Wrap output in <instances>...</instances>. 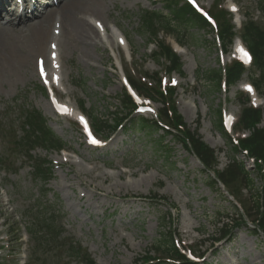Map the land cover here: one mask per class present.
Listing matches in <instances>:
<instances>
[{
	"label": "rangeland",
	"instance_id": "obj_1",
	"mask_svg": "<svg viewBox=\"0 0 264 264\" xmlns=\"http://www.w3.org/2000/svg\"><path fill=\"white\" fill-rule=\"evenodd\" d=\"M197 1L205 9L213 8L218 1L222 7L228 2ZM233 1L240 9L241 21L248 14L264 27V15L254 0ZM98 5L101 12L90 17L99 19L106 33L113 36L110 39L101 34L102 47L100 44L91 48L88 57L79 50L71 54L62 51L61 100L69 101L76 109L83 102V112L89 118L115 120L122 93L121 71L125 70L128 76L157 74L167 85L175 80L178 113L187 128L197 129L202 140L214 149L218 169H223L230 150L214 128V116L222 107L236 119L241 108L237 103V86L221 92L205 79L220 64L213 37L194 29L175 28L184 45L179 54L181 71L179 76L166 75L164 62L157 64L149 55L154 46L140 30L139 20L143 11L167 16L164 0H98ZM4 18L3 22L9 16ZM95 19L89 23L93 25ZM119 33L128 41L124 50L116 46L115 35ZM164 37L159 34V39ZM167 41L173 48L177 46L172 38ZM250 72L257 74L253 68ZM250 72L244 73L241 82H248ZM259 98L264 109V93ZM160 106L153 104L156 111ZM33 110L47 120L49 128L65 145L67 155L46 151L44 147L31 151L16 144L23 135L19 117ZM238 159L245 163L255 184L251 193L243 191L242 198L239 197L250 206L252 197L261 187L264 189V179L257 176L253 165L245 162L243 156L238 155ZM47 168L50 174L45 183L38 175ZM201 170L178 141L159 131H118L106 149L86 147L75 125L54 116L41 91L32 58V71L16 72L13 77L3 78L0 84V247L8 239L7 228L11 223L19 229L21 241L12 249L0 251V257L5 259L4 264H85L87 256L62 261L41 247L34 249L32 259H27L33 250V236L29 234L28 242L26 229L30 232L34 229L31 225L46 223L50 214L60 235L57 242L79 244L94 264H135L136 259L165 241L169 229L174 230L183 245L193 243L194 252L199 254L209 247L211 239L220 235L223 221L239 219L237 214L243 212L222 187L212 188ZM172 205L176 208L170 209ZM39 228L44 231L42 237H47L44 227ZM235 233L231 244L219 246L217 254L207 257L205 264H264V235L251 226ZM9 249L11 258L5 257Z\"/></svg>",
	"mask_w": 264,
	"mask_h": 264
},
{
	"label": "trees",
	"instance_id": "obj_2",
	"mask_svg": "<svg viewBox=\"0 0 264 264\" xmlns=\"http://www.w3.org/2000/svg\"><path fill=\"white\" fill-rule=\"evenodd\" d=\"M257 1V8L264 15V0H255ZM168 4V14L172 19H161L158 15L152 13L147 17L146 15L142 16V30L145 33L152 34L154 33L155 22H159L162 26L164 21L163 28L171 30L176 34L175 28L179 29H195L197 31L210 32L207 29L206 24L199 18L190 8L187 6L178 7L176 1H167ZM218 17V16H217ZM220 26H221V35L230 36V26H226V21L224 15L219 16ZM172 26V28H170ZM177 26V27H176ZM241 38L245 44L250 49L253 55V69L257 72L250 75V79L254 82L258 90L264 93V29L260 27L257 23L252 21L250 18L247 19L246 23L243 24ZM157 51L153 54L152 58L156 63H159L161 59H165L169 63L168 71H177L180 72L181 63L179 58L172 53L170 48L165 46L163 43H157ZM244 70L238 64H233L227 68L226 71V81L228 85L235 84L240 77L242 76ZM207 77V82L212 84L215 88L218 89L219 82L221 79V73L219 70L212 71ZM143 93L149 96L152 90L139 86ZM155 94L162 97L157 91H154ZM121 105L124 108H127L131 105V101L128 96L123 93L120 98ZM242 102V101H241ZM244 102V101H243ZM174 109V108H173ZM129 116V115H128ZM24 126L23 136L16 141L18 146H26L29 150L34 149V147L42 146L44 148L53 147L55 145V139L47 129L44 120L40 117L37 112L33 113H24ZM162 117L171 120L174 124V128L178 131V136H174L183 148L192 152L200 161L205 171H212L217 165V160L215 153L207 145H205L200 137L195 132H190L185 128V124L182 122L180 116H177L174 111V117L169 119L166 116L165 110L162 111ZM261 120V111L254 110L251 108H245L242 110L241 116V127L245 130H251V134L245 140L240 141V149L246 150L249 156L253 157L256 160H259L264 163V128L257 129L255 126ZM95 126L99 132L104 131L106 128L105 124L95 120ZM178 126L182 127L180 129ZM130 128L135 130L150 133L152 131L159 130V127L153 122H148L142 118H136L131 120ZM214 128L222 133V127L220 122V114L217 111L215 116ZM164 134H168L165 132ZM224 136V135H223ZM229 144V142H228ZM230 145V144H229ZM231 154L229 156L230 162L227 167L221 172H215V178L219 181L225 188L232 191L235 195L239 194L241 190H251L253 189V182L250 178L249 172L244 168V165L236 160V155L238 154V148L230 147ZM256 168L260 170V166L256 163ZM44 176V175H43ZM207 179L210 181L212 187L216 186V182L211 180L209 177ZM171 207H174L173 205ZM255 214L254 224L255 227L264 232V197H256L254 200V208L252 209ZM54 219L50 218L46 220V223L42 222L41 224L35 223V226H32L34 229L31 230L33 234V250L31 251V256L34 254V249L36 247H41L44 251L55 257H61L62 259H80L84 257L83 250L75 244L69 243L64 244L57 242V234L54 226ZM233 224V223H231ZM42 225L44 230L48 234L47 237H42L43 232L39 226ZM237 227V226H236ZM235 228V227H234ZM229 223L223 224V229L219 237L226 238L232 235L233 229ZM172 234H168L164 242L158 243L155 246V249L160 251L162 249L163 253L171 259L178 262V264H192L188 260L184 259L182 255L178 253L174 244L172 242ZM146 260L148 258H145ZM86 264H92V261L86 259ZM158 264V263H157ZM164 264V263H159Z\"/></svg>",
	"mask_w": 264,
	"mask_h": 264
},
{
	"label": "bare ground",
	"instance_id": "obj_3",
	"mask_svg": "<svg viewBox=\"0 0 264 264\" xmlns=\"http://www.w3.org/2000/svg\"><path fill=\"white\" fill-rule=\"evenodd\" d=\"M46 11L36 13L30 19L28 16L18 17L12 11L4 24L0 22V84H3V78L13 77L16 72L32 71L34 55L44 60L46 70L50 71L51 61L45 44L50 40L53 23L54 27L55 23L58 26V35L53 41L57 44L59 57L63 50L69 54L79 50L82 56L88 57L91 48L102 44L99 31L89 23L90 19H95L90 16L101 12L98 0H61L52 10ZM2 13L1 10L0 20ZM112 36L108 32L110 39Z\"/></svg>",
	"mask_w": 264,
	"mask_h": 264
},
{
	"label": "snow or ice",
	"instance_id": "obj_4",
	"mask_svg": "<svg viewBox=\"0 0 264 264\" xmlns=\"http://www.w3.org/2000/svg\"><path fill=\"white\" fill-rule=\"evenodd\" d=\"M250 90V89H249ZM95 143V141H93Z\"/></svg>",
	"mask_w": 264,
	"mask_h": 264
}]
</instances>
